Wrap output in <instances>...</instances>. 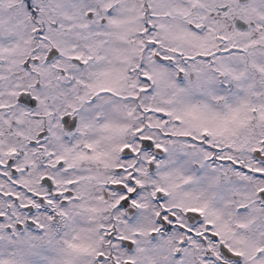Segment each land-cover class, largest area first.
<instances>
[{"label": "snow or ice", "instance_id": "6c2138e0", "mask_svg": "<svg viewBox=\"0 0 264 264\" xmlns=\"http://www.w3.org/2000/svg\"><path fill=\"white\" fill-rule=\"evenodd\" d=\"M0 264H264V0H0Z\"/></svg>", "mask_w": 264, "mask_h": 264}]
</instances>
